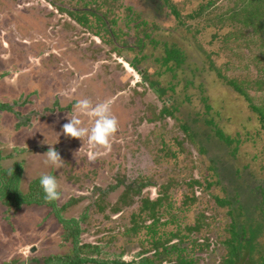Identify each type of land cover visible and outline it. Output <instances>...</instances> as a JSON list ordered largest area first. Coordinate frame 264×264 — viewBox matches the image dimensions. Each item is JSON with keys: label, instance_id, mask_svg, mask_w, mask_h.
I'll return each mask as SVG.
<instances>
[{"label": "rangeland", "instance_id": "1", "mask_svg": "<svg viewBox=\"0 0 264 264\" xmlns=\"http://www.w3.org/2000/svg\"><path fill=\"white\" fill-rule=\"evenodd\" d=\"M54 1L73 8L96 10L99 21L96 17L95 20L90 18V30L79 29L81 33H72L77 46L73 52L84 62L85 74H89L83 86L90 80L102 88H109L114 95L109 98L116 108L113 115L118 119L119 127L111 139L110 149L93 147L86 140L82 143L64 136V133L59 134L64 124H40L36 136L40 133L41 139L25 134L29 138L25 144L15 140L17 137L7 131H0V151L4 156L26 151L19 152L14 161L5 165L7 168H12L16 162L23 165V191L27 192L29 185L42 174L56 175L63 193L58 200L59 208L73 198L80 200L64 210L63 217L82 221L81 247L87 244L102 247L103 253L96 257L99 259L121 258L130 263L150 252L145 227L152 222L151 208L143 211V204L145 200L153 201L159 197L163 199L155 210L157 234L164 243L172 241L171 244L180 249V252H173L170 250L172 245H167L168 253L165 252L164 257L168 264H180L184 260L191 264H229L227 257L232 248L226 245V240L233 242V232H237V238L244 242V261L249 258L247 264H252L254 249L258 245L264 249V129L257 122L250 121L249 111L238 103L239 99H235L231 90L215 84L211 74H198L195 88H189L187 92L178 85L177 95L169 92L161 96L154 89L150 77L159 81L158 86L162 89L175 82L172 75L156 64L155 59L160 54L155 48L175 43L185 50L186 45L194 49L195 57L201 54L193 39L187 37L186 29L180 26V21L168 16L167 8L160 0L154 7L136 5L134 0ZM52 2L0 0V19L3 20L0 25L5 28L14 25L20 31L24 28L30 32L40 29L45 32L47 47L52 36L57 39L61 35L63 20L70 22L62 12L56 14L57 7ZM172 2L186 15L188 5L185 7V0ZM228 3L223 0L221 4L226 6ZM87 14L92 16L90 11ZM54 15L58 23L50 22ZM39 17L42 20L40 27L37 25ZM201 24L205 27L203 21ZM193 25L196 26V22ZM213 31L210 28L208 32ZM205 35L202 33L198 41L201 40L206 49H222L221 43L210 46V36ZM246 36V41L253 47L252 51L244 48V57L253 63L246 71L250 81L260 75L255 65L261 55L252 44L254 40L258 42L253 29H248ZM8 41L12 46L10 61L3 45L0 48H4L6 54L1 60L2 66L12 70L11 62L19 55L21 43L13 35ZM220 52L215 59L222 66L227 61V53ZM57 59L59 64L64 63L59 55ZM132 63L146 76L139 74ZM262 65L259 63L258 68ZM65 67L59 65L57 71ZM70 67L72 74L77 75L75 64L70 63ZM52 71L47 70L42 75L45 89L50 88L48 82L52 80ZM229 74L233 76V72L229 71ZM22 81L30 84L32 76H25ZM200 84L206 88L204 92ZM0 86H5L4 82H0ZM87 90L90 96L94 94V87L89 86ZM249 92L255 96L256 103L262 102L264 92L253 88H249ZM93 99L91 97L90 101L94 102ZM208 105L212 107L211 113L217 122L210 128L202 122ZM175 107L178 111L174 116L163 113L166 108L172 111ZM233 108L237 117L244 118L242 122L231 123V118L235 117ZM84 125L90 127L92 124ZM216 125L227 138L229 136L230 145L216 137L212 131ZM54 127L59 129L56 130V141H51L48 131ZM260 129L263 134L257 135ZM50 147H54L64 160L61 168L45 163L47 157L44 154ZM246 166L249 169L245 172ZM133 182L147 186L142 190L132 188L126 191V184ZM115 186L117 188L113 189ZM97 189L110 192L99 203L104 211L97 205L94 209L90 207L97 199H92ZM253 189L255 192L251 194L249 190ZM218 200L225 204L221 206ZM133 228L141 230L134 233L131 232ZM64 232L62 224L47 206H24L18 210L8 209L0 203V264H21L36 258L45 260L50 256L72 254L73 245L63 239ZM175 238L179 240L174 242ZM237 238L235 245L239 244ZM33 248H36L34 255ZM82 249L84 257L92 256L87 248Z\"/></svg>", "mask_w": 264, "mask_h": 264}, {"label": "trees", "instance_id": "2", "mask_svg": "<svg viewBox=\"0 0 264 264\" xmlns=\"http://www.w3.org/2000/svg\"><path fill=\"white\" fill-rule=\"evenodd\" d=\"M222 1L223 0H185V7L188 5L190 10H188L187 6L186 15H184L179 7L172 2V0H160L161 5H164L167 8L168 16H174L175 21H180V26H182L184 30L186 29L185 33L187 37L190 40L193 39L195 48L198 49L201 54L199 57H195L193 53L194 49H189L188 45H186L187 49L185 50L183 46H179L175 43H172L173 45L171 46L165 43V46H162V48H155L160 54L158 58L155 59L156 64L160 66L166 74L172 75V79L175 80V82H173V84L170 83L171 85L166 86V88L163 89L159 88L158 85L161 84L159 81L153 79L151 80L150 77V82L154 89L158 90L161 96H165L169 92H172L173 95L174 93L177 95L176 90L178 85L184 87L183 91L187 92L189 88H195V79L198 74L200 76L211 74L214 76L213 82L215 84L223 86L221 88L231 90L235 99H239L237 100L238 103L243 105L244 109L249 111V115L251 117L250 121L257 122L260 124V127L264 129V97L262 98L261 103H256L255 96H252L249 92V88H253L258 92H264V78H259L261 74L264 75V0H228L229 3L226 6L221 4ZM163 7L159 8V10ZM201 21L204 22L205 27L201 26ZM194 22H196V26L193 25ZM187 24L188 27L186 26ZM210 28L214 31L208 32ZM250 28L253 29V35L258 39V42L254 40V43H251L253 46H256L254 48H258L261 57L258 56L257 64L255 65L258 70V74L260 75L257 79H251L249 81L248 77H250V75L246 71L250 70L253 63L247 56L244 57V48L248 51L253 50V47H250L249 45L250 42L248 43L246 41L247 30ZM145 32L143 31V34L147 37ZM202 33L206 34L205 36H210V46L215 43L222 44V49L219 48V50H224V52L226 51L227 53V61L225 64L219 66L216 60L217 58L215 59V57L220 56L221 50L214 51L209 50L208 48L206 49V46H204L205 44L201 43V40L198 41V37H200ZM194 58H197L198 61H194ZM200 59H202L201 65L199 64ZM259 63L263 65L258 68ZM133 67L138 70V66L135 63H133ZM138 71L140 72V70ZM229 71L233 72V76L231 74L228 76ZM143 76L146 75L143 74ZM181 76H183V78H180ZM199 86L201 91L204 92L206 90V88H203V84H200ZM176 110L178 111L177 107L173 108L172 111L169 108H166L163 113L174 116V112ZM233 111L235 112V108H233ZM211 112L212 107L208 105L205 112V120H202V122H204L203 124H206L208 127L217 124L215 121L216 116L214 117ZM231 120V123H234L237 120L242 122L244 118L237 117V113L235 112V117L231 118ZM186 127L187 126L184 128ZM186 129H188V127ZM212 131L216 133V137H218L221 141H225L228 145L231 144L229 136L227 138L217 125L214 129H212ZM260 131L261 129L257 131V135H260V133L263 134ZM257 135L255 138H258ZM19 152L24 153V151H17L16 154L4 156L3 152L0 151V203L8 209L14 208L18 210L24 206L46 205L53 213H55L59 221L65 226V241L71 242L73 247L72 254L53 256L51 259H48V264H131L121 260V258L116 261L96 258V256L103 253L102 247L100 246L87 244L86 246L81 247L80 238L82 235V221L77 219H65L62 214V212L67 210L69 206H73L80 201L79 199L73 198L63 208H59L58 201L48 202L45 200L43 190L39 183V178L34 180L29 185L27 192H24L21 188L24 171L23 165L16 162L15 166L8 169L1 165V161L3 160L14 159L16 155L18 157L20 154ZM248 169V166L244 167L245 172ZM192 185L193 184H191V186ZM249 192L254 194L255 189L251 191L249 190ZM126 197H129V193H126ZM103 199L104 197L93 200L94 202H92L90 207L94 209L97 205L101 211H104L105 208L99 205ZM161 200L162 199L154 205L153 209L161 203ZM218 201L221 206L225 204V202L220 200ZM132 231H134V228L131 232ZM233 233H235L233 236L234 243L238 233ZM255 238L256 237H254V239ZM258 247L254 249L255 251L250 262L252 264H264V249L262 248V245H260V248ZM82 248H87L89 255L92 256L84 257L82 255ZM229 261V263H233L232 260ZM180 264L191 263L184 260L180 262Z\"/></svg>", "mask_w": 264, "mask_h": 264}, {"label": "flooded vegetation", "instance_id": "3", "mask_svg": "<svg viewBox=\"0 0 264 264\" xmlns=\"http://www.w3.org/2000/svg\"><path fill=\"white\" fill-rule=\"evenodd\" d=\"M52 1V3H54V6L57 7L56 14L58 15L59 12H62L64 15L68 16L70 22H68V20H63L61 35L57 39H54V37L56 36H52V40H50V43L47 44V47L44 40L45 32L40 29H36L35 32H30L25 30V28L23 29V31H20L18 27L14 25H11L10 28H5L4 26L0 25V47H2L3 45L7 50L8 54L6 56L8 59L12 55V51L10 49L12 46L8 41L10 38H12V35L18 42L21 43V46L18 47V50L20 51L19 55L14 57L15 60L11 62L12 70L9 68H5V66H2L3 60L1 59H5L4 55L6 53H3L4 48H0V82H4L5 85L0 86V131H7V133L11 134L14 138L17 137V139L15 140L21 142V144L27 143L29 139L28 136L32 137L33 139H35L36 137L38 138V140L41 139L40 133L36 136V131H40V127H38L40 124L51 123L57 125L65 124L66 122H68L67 118L68 116H71L72 107L76 100L85 98L90 100L91 97H94V102L92 103L96 104L103 102L106 98H111L114 96H112L109 88H102L101 85H99L98 83L93 84L90 80L86 81V84L88 85L83 86L85 85L84 80H86L87 78L89 79V74L87 72L85 74L86 67L84 65V62L80 58H78L76 52H73V49H77V46L75 44L76 40L73 39L74 32L75 34H79L81 33V30L79 29L90 30L91 23H89V19L94 18L93 20H95V17L98 18V14L95 15L96 10H90L88 8L83 9L82 7L73 8L68 4H63L54 0ZM77 1L79 3H82V0ZM133 2L137 3L136 5L141 4L144 7H154V4H159V0H134ZM88 11L91 12L92 16H89L87 14ZM56 17L57 16L54 15V19H51L50 22L57 21L58 23ZM2 21L3 20L0 19V24H2ZM38 21L39 23L37 22V25L40 27V22L42 21L40 17L38 18ZM73 40L75 42H73ZM52 55L54 56L52 57ZM58 55L63 59V64L61 62L60 64L57 62ZM8 61H10V59ZM70 63L75 64L76 68H74V70H77V75L75 76L71 72L72 67H70ZM8 64L10 63L8 62ZM59 65L61 67H66L64 69L59 68V70L57 71ZM42 67L44 71L42 70ZM47 70H53L50 75L52 76V80L51 82H48L50 83L49 89H45L42 87V75L45 74ZM138 73L140 74L141 72L138 71ZM25 76H32V81L30 84L22 81V78H24ZM89 86L94 87V94L91 96L87 90ZM114 109L116 108L112 103V112ZM54 117L59 118L54 119ZM80 118L82 119L83 124H93L94 122V119L88 115H81ZM5 126H7L6 129ZM57 129L59 128L54 127L52 130L50 129L48 131L49 140L56 141L55 137L57 134ZM25 134L29 135L24 136ZM59 134H63V129L59 132ZM60 138L63 139L62 137ZM76 140L80 141L79 139ZM23 151L24 153H26L25 150ZM129 185L126 184V191L127 189L130 190L132 188L142 190L143 187L147 186L144 184H136V182H133ZM116 188L117 186H115L113 189ZM126 191L124 192L125 194ZM109 193L110 192H108L107 190L97 189V192H95L96 195L92 197H95V199H99L101 197L107 198ZM139 193H141V191H139ZM160 199L163 198L158 197L157 200L153 201L145 200L143 204V211L151 208L149 215L152 219V222H150V224L146 223L147 226L145 227L147 230L146 234L148 235V238H146V240L150 243V252H145V254H142V256H140V258H138L136 262H130L131 264H168V261L165 259V252L168 253L167 245H172V241L169 244H167L168 242L164 243L163 238H160L158 236V224L155 218V210L161 203H159L158 206L153 209L154 205L160 202ZM69 202H67V204ZM118 202L120 203V199L118 200ZM120 213L121 212H118L117 214ZM57 220L59 221L58 218ZM60 224L62 223L60 222ZM62 226L65 231V226L63 224ZM138 230L140 231L141 229H134L133 232L137 233ZM175 239L176 240H174V242L179 240L177 238ZM237 240H239V244L237 245H235L230 240H226V245H230L232 248L230 254H228L227 259L232 260V264H247L249 258H246V262L244 261V242L240 238H237ZM175 245H172L170 250H172L173 252H180V249ZM32 255H34V252H32ZM51 257L52 256H50L49 259H51ZM21 264H48V258H46L45 260L37 258L34 260H26Z\"/></svg>", "mask_w": 264, "mask_h": 264}, {"label": "clouds", "instance_id": "4", "mask_svg": "<svg viewBox=\"0 0 264 264\" xmlns=\"http://www.w3.org/2000/svg\"><path fill=\"white\" fill-rule=\"evenodd\" d=\"M112 100L93 104L89 99H78L72 107V114L68 116V122L63 125V133L71 138L79 139L82 143L86 140L93 147L100 146L110 149L111 139L117 133L119 121L112 112ZM88 115L94 119L93 124L85 126L80 118ZM45 163L54 168H61L64 160L59 152L50 147L44 154ZM45 200L48 202L58 201L62 196L61 185L56 175L42 174L39 178Z\"/></svg>", "mask_w": 264, "mask_h": 264}, {"label": "crops", "instance_id": "5", "mask_svg": "<svg viewBox=\"0 0 264 264\" xmlns=\"http://www.w3.org/2000/svg\"><path fill=\"white\" fill-rule=\"evenodd\" d=\"M11 160H13V159L3 160V161H1V165H2L4 168L8 169L7 167H5V165H6L7 163H9ZM13 161H14V160H13Z\"/></svg>", "mask_w": 264, "mask_h": 264}, {"label": "water", "instance_id": "6", "mask_svg": "<svg viewBox=\"0 0 264 264\" xmlns=\"http://www.w3.org/2000/svg\"><path fill=\"white\" fill-rule=\"evenodd\" d=\"M36 248H33L32 252H35Z\"/></svg>", "mask_w": 264, "mask_h": 264}]
</instances>
